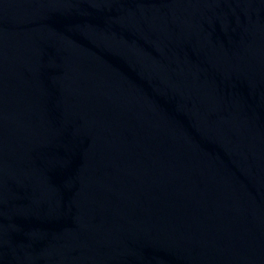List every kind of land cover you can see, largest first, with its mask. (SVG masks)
<instances>
[{"label":"water","instance_id":"water-1","mask_svg":"<svg viewBox=\"0 0 264 264\" xmlns=\"http://www.w3.org/2000/svg\"><path fill=\"white\" fill-rule=\"evenodd\" d=\"M0 264H264V0H0Z\"/></svg>","mask_w":264,"mask_h":264}]
</instances>
